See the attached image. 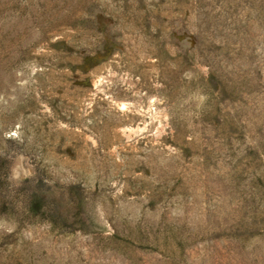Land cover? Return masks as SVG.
Listing matches in <instances>:
<instances>
[{
    "label": "rangeland",
    "instance_id": "rangeland-1",
    "mask_svg": "<svg viewBox=\"0 0 264 264\" xmlns=\"http://www.w3.org/2000/svg\"><path fill=\"white\" fill-rule=\"evenodd\" d=\"M0 264H264V0H0Z\"/></svg>",
    "mask_w": 264,
    "mask_h": 264
}]
</instances>
